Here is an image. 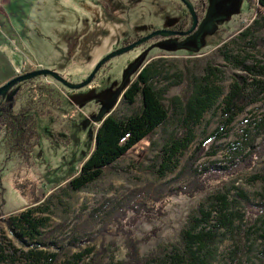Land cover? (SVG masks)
<instances>
[{
  "label": "rangeland",
  "instance_id": "1",
  "mask_svg": "<svg viewBox=\"0 0 264 264\" xmlns=\"http://www.w3.org/2000/svg\"><path fill=\"white\" fill-rule=\"evenodd\" d=\"M178 3L179 0H0V87L40 69L56 72L71 84H80L106 56L119 50L124 40L131 42L135 37L174 27L182 19L176 9ZM255 3L256 0H205L204 15L191 36L149 41L117 56L83 89L69 90L51 77L12 88L7 96L10 98L16 91L14 114L25 106L34 108L29 115L37 117L42 99L48 97L45 89H54L53 100L61 103L52 107L48 100L46 104L52 113L37 118L39 138L29 163L5 144L0 135V243L6 239L18 250L29 247L6 227L5 221L38 200L51 197L50 226L61 225L53 240L63 242L59 248L67 247L75 225L88 222V235L79 250H91L90 258L97 257V261H126L129 231L138 241L156 231L151 242L140 244L142 258L171 250L178 242V232L188 213L213 193L205 191L192 198L178 195L192 180L186 169L191 165L194 173L239 164L241 158H233L240 147L239 135L251 117L261 114L260 104L236 117L220 140L214 137L221 124L213 111H208L185 138L184 129L170 120L84 192L67 197L60 189L66 187V182L77 175L89 158L102 121L112 113L128 114L136 110L124 105L122 95L142 67L164 62L158 81L170 87L164 97L169 106L184 87L175 85L171 76L196 62L223 68L217 51L253 22ZM250 50L243 51V56H264V48ZM159 56L166 58L155 60ZM230 74L229 71L221 77L223 93L228 91ZM166 77L171 79L165 80ZM175 145L177 149H173ZM263 162L264 158L251 171L248 168L228 174L223 192L230 201L241 192L251 204L264 202ZM236 199L231 207L247 226L242 230L246 229L248 238L257 242L254 250H260L264 246L260 238L263 224L257 219L262 212L249 211L246 204ZM241 245L237 235L228 234L218 244L213 264H233L231 252L238 247L243 249ZM44 250L47 254L55 252L53 243ZM77 252L78 249H73L71 254ZM245 253L243 262L255 258L256 252L246 249Z\"/></svg>",
  "mask_w": 264,
  "mask_h": 264
},
{
  "label": "trees",
  "instance_id": "2",
  "mask_svg": "<svg viewBox=\"0 0 264 264\" xmlns=\"http://www.w3.org/2000/svg\"><path fill=\"white\" fill-rule=\"evenodd\" d=\"M254 10L256 17L248 28L230 44L218 49L217 56L223 62V68L212 66L209 62L201 65L196 62L191 68H184V72L171 76L176 80L173 81L175 85L183 84L184 87L180 95L171 99L169 106L165 104L164 97L170 87H164L163 82L158 81L162 76L160 70L164 62L156 61L142 67L122 95L124 105L129 109L136 107V110L128 114L112 113L102 121L96 130L94 148L89 158L81 165L77 175L66 182V187L60 189L67 197L84 192L98 182L112 165L170 120L184 129L185 138L208 111H213L221 124L216 128L214 137L220 140L236 117L253 105L260 104L261 114L251 117L247 128L239 135L237 143L240 147L233 157L234 160L241 158L239 164L213 170L204 168L194 173H191V165L186 169L192 180L184 191L177 192L178 195L192 198L205 191L213 193L188 213L178 232L177 244L171 250L142 258L139 253L140 244L151 242L156 237V231L150 232L140 241L129 231L126 261L104 263L97 261V257L90 258L91 250H79L81 242L88 235V222H84L71 230V241L67 247L59 248L63 242L53 240L61 225L55 228L50 226L53 215L50 214V197L45 201L38 200L19 215L11 216L5 221L8 224L6 227L21 241L28 243L29 247L18 250L11 241L5 239L0 243V264H82L86 258L90 259L85 264H213L218 244L228 234L237 235L243 248L239 250L238 247L231 252L233 264H264V246L260 250H254L257 242L248 238L246 229L242 230L247 226L241 217H237L240 214L234 206L233 209L231 207L232 202L239 198L248 206L249 211L262 212L257 222L262 221L260 238L264 240V202L251 204L241 192H237L236 198L230 201L223 192L228 174L234 175L248 168L251 171L264 158V56L251 58L242 54L250 48L257 51L264 48V0H256ZM229 71L230 85L228 91L223 93L220 88L221 77L229 74ZM39 78L44 79H36ZM44 91L48 97L40 101L43 106L37 117L29 115L34 108L25 106L14 114L16 99L7 101L0 97V135L5 144L10 145L27 163L39 138L37 118L50 115L52 111L49 106L55 107L61 103L53 100L54 89ZM48 100L51 104L47 106ZM176 145L172 146L173 149H177ZM261 178L264 180V162ZM213 182L217 185L214 186ZM238 221L239 224H236ZM52 243L55 252L47 254L44 249ZM73 249H78V252L71 254ZM246 249H250L251 253L256 252V255L243 262V257L247 255Z\"/></svg>",
  "mask_w": 264,
  "mask_h": 264
},
{
  "label": "water",
  "instance_id": "3",
  "mask_svg": "<svg viewBox=\"0 0 264 264\" xmlns=\"http://www.w3.org/2000/svg\"><path fill=\"white\" fill-rule=\"evenodd\" d=\"M188 7V9L191 11V13H193L194 16V26L192 28V30L195 28L196 26V18L193 12V9L191 7V5L186 1V0H182ZM171 35V33H166V32H160V33H155L152 36L148 37V38H144L134 44H132L131 46H127L124 48H121L111 54H109L108 56H106L95 68V70L90 74V76L82 83L80 84H71L70 82L66 81L64 78H62L59 74H57L56 72L50 71V70H44V69H40L38 71H34L28 74H25L23 76L17 77L12 79L9 83H7L6 85H3L2 87H0V97L7 99V101H12L13 100V96H15L16 91L12 92V96L10 98H8V93L11 91L12 88H14L16 85L30 81V80H34L38 77H51L54 80L58 81L59 83L63 84L66 88H68L69 90H80L83 89L87 86H89L95 79L97 73H99V71L101 70V68L108 63L109 61H111L113 58L123 55L125 53H128L132 50H134L137 46L141 45V44H145L146 41H148L150 38H152L153 36L156 35Z\"/></svg>",
  "mask_w": 264,
  "mask_h": 264
},
{
  "label": "flooded vegetation",
  "instance_id": "4",
  "mask_svg": "<svg viewBox=\"0 0 264 264\" xmlns=\"http://www.w3.org/2000/svg\"><path fill=\"white\" fill-rule=\"evenodd\" d=\"M186 1L191 5V7L193 9V12H194V15L196 18L195 28L192 30V28L194 26V21H195L193 13H191V11L188 9L187 5L182 0H179L178 5H176L177 6L176 9L181 12L182 19L176 25H174V27H172L168 30H160V31L155 32V33L166 32V33H171V35H167V34L161 35L160 34V35L153 36L148 41H146L145 44L148 43L149 41L160 40L163 38H171V37L175 38L176 37L179 39H184L185 37L191 36L196 31V29H197V27L201 21V17H203L204 12H205V0H186ZM244 1L248 2V0H244ZM155 33H152L146 37H135L134 40H131V42L124 40L122 43L123 46L121 48L131 46L132 44L140 41L141 39L148 38ZM145 44L143 43L137 47L143 46ZM165 58H166L165 56H159V57H156L155 60H161V59H165ZM193 59H196V58H193Z\"/></svg>",
  "mask_w": 264,
  "mask_h": 264
}]
</instances>
